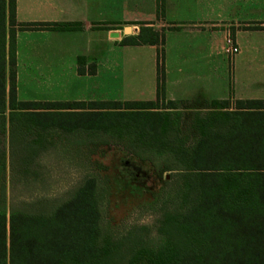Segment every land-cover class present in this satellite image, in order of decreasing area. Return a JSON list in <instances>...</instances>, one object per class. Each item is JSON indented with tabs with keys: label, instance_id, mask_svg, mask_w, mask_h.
<instances>
[{
	"label": "trees",
	"instance_id": "1",
	"mask_svg": "<svg viewBox=\"0 0 264 264\" xmlns=\"http://www.w3.org/2000/svg\"><path fill=\"white\" fill-rule=\"evenodd\" d=\"M16 11L17 0H0L1 133H6L8 108L10 134L17 123L25 129L72 132L109 131L130 120L159 155L172 156L168 169H175L176 179L183 182L176 193L178 205L159 220L164 242L158 245L144 234L146 227L111 237L102 227L95 180L90 178L46 213L12 209L8 217L0 206V264H264V99H236L233 105L215 99L206 120L197 118L203 130L191 147L169 132L168 112L179 115L174 100L162 107L166 110L159 109L158 99L19 100L17 31L79 29L81 23H20ZM163 13L164 0H158V16ZM150 23L141 22L139 33L120 43L158 46L159 97L164 90L159 47L164 33ZM77 70L92 75L97 65L80 55Z\"/></svg>",
	"mask_w": 264,
	"mask_h": 264
},
{
	"label": "rangeland",
	"instance_id": "2",
	"mask_svg": "<svg viewBox=\"0 0 264 264\" xmlns=\"http://www.w3.org/2000/svg\"><path fill=\"white\" fill-rule=\"evenodd\" d=\"M248 9V1H232L225 5L226 14L233 17L248 12ZM110 11L107 20L120 16L117 10L110 8ZM230 22L235 21L229 18L222 26L226 32L216 49L219 53L217 63L209 64L207 70L204 67V70L196 69L191 63L170 71L163 66L164 90L159 97L156 94L157 50L148 46L121 48L114 45L113 51L104 56L96 52L101 63L98 77L76 80L69 70L71 53L68 50L69 46L75 45V40L65 39L64 71L60 66L58 70L57 66H51L52 72L48 73V77L54 75L57 86L37 91L61 99H28L32 89L25 77L18 99L148 101L156 97L154 100L158 99L159 109L174 100L179 115L173 110L168 112L172 123L169 132L174 136L178 134L182 144L191 147L203 130L197 118L206 120L208 112L214 110V98L226 96L221 99H228L233 105L235 94L248 95L249 92L247 47L238 56L241 47L233 37L237 27L246 29L247 26L227 24ZM256 28L261 26L256 25ZM119 32L123 37L130 35L122 29ZM108 43L106 41L105 45ZM234 47L238 51L232 53ZM91 62L94 61H87V64ZM22 68H25L23 58ZM260 87L258 83L256 89ZM166 88L178 99H169ZM82 94L107 99H73ZM192 94L199 98L189 99ZM9 111L8 108V116ZM8 116L6 133L0 131V206L6 209L8 217L12 209L49 212L70 199L90 178L95 180L102 227L111 237L120 238L130 229L146 227L144 234L152 244L164 242L157 230L159 220L166 210H173L178 205L176 193L183 181L176 179L175 169H168L172 167V156L159 155L156 146L150 145L148 139L138 133L135 123L126 120V125L109 131L77 129L72 132L59 128L29 129L28 126L25 129L23 124L17 123L15 133L10 134ZM2 122L0 119V128Z\"/></svg>",
	"mask_w": 264,
	"mask_h": 264
},
{
	"label": "crops",
	"instance_id": "3",
	"mask_svg": "<svg viewBox=\"0 0 264 264\" xmlns=\"http://www.w3.org/2000/svg\"><path fill=\"white\" fill-rule=\"evenodd\" d=\"M232 1H248V12L245 11L242 14L238 12L239 14L235 17L228 16L225 5ZM110 8L117 10L120 16L112 18L114 20H107V13L111 12ZM16 16L20 23H81L79 29L47 28L17 31V97L25 77L32 89L28 99H61L48 95L45 91L42 93L37 91L39 88L48 89L57 86L54 75L48 77V73L52 72L51 66H57V70L60 66L61 71H64L65 39L75 40V45L69 46L68 50L71 53L69 70L73 72L76 80L98 77L101 63L96 52L104 56L107 52L113 51L114 45L122 46L121 48L148 46L157 50L156 45L120 43L124 37L119 30L122 29L124 32V28L130 25L132 28L130 35H137L141 22H151L155 29L164 33L162 48H164V67L167 71L172 68L181 69L186 63L193 64L196 69L207 70L209 64L218 61L219 53L216 49L224 38L223 32H226L222 26L231 18L235 22L227 24L247 26L246 29L237 27L233 37L241 47L238 56L247 47L249 63L248 95L235 94L234 98L264 99L262 87L264 85V0H164V14L161 16H158V0H17ZM256 25H260L261 28L257 29ZM106 41L109 42L107 45H105ZM80 55H84L87 61L96 62L95 74L78 73V56ZM22 58L25 68H22ZM55 82L56 85H54ZM258 83L261 87L256 89ZM165 87H167L166 84ZM166 93L169 99H178L169 93L168 88ZM225 97L219 96L214 99ZM198 98L199 96L192 94L189 99ZM73 99L107 98L95 94H82Z\"/></svg>",
	"mask_w": 264,
	"mask_h": 264
},
{
	"label": "water",
	"instance_id": "4",
	"mask_svg": "<svg viewBox=\"0 0 264 264\" xmlns=\"http://www.w3.org/2000/svg\"><path fill=\"white\" fill-rule=\"evenodd\" d=\"M124 32H125L126 34H130V33L132 32V28H131V26H130V25H127V26L124 28Z\"/></svg>",
	"mask_w": 264,
	"mask_h": 264
},
{
	"label": "built area",
	"instance_id": "5",
	"mask_svg": "<svg viewBox=\"0 0 264 264\" xmlns=\"http://www.w3.org/2000/svg\"><path fill=\"white\" fill-rule=\"evenodd\" d=\"M238 51V49L236 48V47H234V48H232V53H235V52H237Z\"/></svg>",
	"mask_w": 264,
	"mask_h": 264
}]
</instances>
